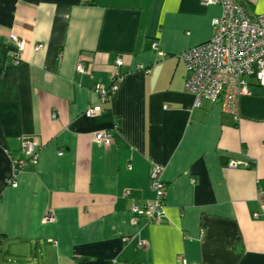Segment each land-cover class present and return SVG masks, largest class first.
I'll return each mask as SVG.
<instances>
[{
    "label": "crops",
    "instance_id": "0c3cea01",
    "mask_svg": "<svg viewBox=\"0 0 264 264\" xmlns=\"http://www.w3.org/2000/svg\"><path fill=\"white\" fill-rule=\"evenodd\" d=\"M237 1L264 13V0ZM220 12L201 0H0V264H264V90L251 84L236 120L185 89L182 52L210 39ZM117 63L120 88L101 102ZM103 129L112 143L93 138ZM25 136L39 156L12 185ZM153 163L167 184L157 222L131 210L155 198Z\"/></svg>",
    "mask_w": 264,
    "mask_h": 264
},
{
    "label": "built area",
    "instance_id": "2783aa9c",
    "mask_svg": "<svg viewBox=\"0 0 264 264\" xmlns=\"http://www.w3.org/2000/svg\"><path fill=\"white\" fill-rule=\"evenodd\" d=\"M90 1V0H85ZM206 5H218L221 12L212 18V36L209 40L185 49L182 59L186 63L187 76L185 89L194 97V107H201L207 100L220 105L223 111L233 114L236 120L240 119L238 112V99L241 95L250 94L252 83L258 84L264 90V13H252L246 4L237 0H201ZM10 38L19 51L13 55V62L19 63L21 49L24 41L16 33ZM43 47L42 43L36 45L37 49ZM157 47L156 43L153 45ZM120 64V61H118ZM140 67V66H139ZM115 73L109 86L97 85L101 102H106L116 94L124 78L117 63ZM150 72L149 67H140ZM80 72L87 71L86 65L79 63ZM167 107V105H165ZM100 106L90 105L86 115L95 116ZM96 141L110 144L114 141V133L103 129L94 132ZM22 158H13L12 185H17L19 172L30 162H36L40 146L33 137L25 136L21 141ZM62 152H60L61 154ZM247 161H230V166H236ZM164 168L153 163L149 173L150 188L155 192V198L144 205L134 201L132 212L149 222L159 221L165 212V198L167 184L163 179ZM129 194V191H126ZM50 214L43 217V221H50ZM142 245V242H139Z\"/></svg>",
    "mask_w": 264,
    "mask_h": 264
},
{
    "label": "rangeland",
    "instance_id": "374dc122",
    "mask_svg": "<svg viewBox=\"0 0 264 264\" xmlns=\"http://www.w3.org/2000/svg\"><path fill=\"white\" fill-rule=\"evenodd\" d=\"M250 88H251V86H250Z\"/></svg>",
    "mask_w": 264,
    "mask_h": 264
}]
</instances>
